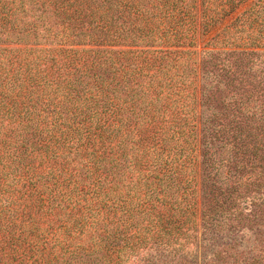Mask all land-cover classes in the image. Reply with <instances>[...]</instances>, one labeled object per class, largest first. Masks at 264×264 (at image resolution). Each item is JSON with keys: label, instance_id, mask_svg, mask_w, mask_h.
<instances>
[{"label": "trees", "instance_id": "1", "mask_svg": "<svg viewBox=\"0 0 264 264\" xmlns=\"http://www.w3.org/2000/svg\"><path fill=\"white\" fill-rule=\"evenodd\" d=\"M0 112V264H264V0H0Z\"/></svg>", "mask_w": 264, "mask_h": 264}, {"label": "rangeland", "instance_id": "2", "mask_svg": "<svg viewBox=\"0 0 264 264\" xmlns=\"http://www.w3.org/2000/svg\"><path fill=\"white\" fill-rule=\"evenodd\" d=\"M217 62H218V67L221 68V57L219 58V60H218ZM216 72H218V74H219V79H221V70H217ZM0 115H3L2 112H0ZM4 119H6V118H4ZM8 122H9V121H8ZM1 130H4V127L1 128Z\"/></svg>", "mask_w": 264, "mask_h": 264}]
</instances>
